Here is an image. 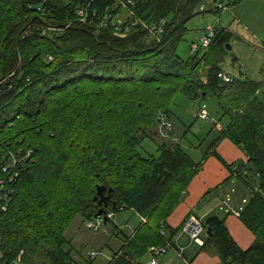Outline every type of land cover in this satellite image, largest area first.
Returning a JSON list of instances; mask_svg holds the SVG:
<instances>
[{"label":"trees","instance_id":"16d2710c","mask_svg":"<svg viewBox=\"0 0 264 264\" xmlns=\"http://www.w3.org/2000/svg\"><path fill=\"white\" fill-rule=\"evenodd\" d=\"M241 1L0 0V178L3 155L31 152L0 211L7 260L20 255V264H95L65 232L76 218L86 225L98 218L94 196L102 184L104 194L112 188L105 214L127 207L148 219L130 233L111 230L121 243L107 264H145L151 247L173 246L159 220L211 154L248 191L239 217L254 241L241 249L221 220L211 236L204 232L201 247L223 264H264L263 81L217 76L223 68L217 59L231 38L219 24L209 26V45L191 50L189 58L176 50L192 17ZM121 14L126 18L116 20ZM177 94L194 106L211 98L219 118L227 119L198 162L179 142L155 140L153 126L170 120ZM222 138L244 153L246 164L232 167L218 156L213 149ZM144 139L158 152L147 153ZM180 258L190 264L183 252Z\"/></svg>","mask_w":264,"mask_h":264},{"label":"rangeland","instance_id":"374dc122","mask_svg":"<svg viewBox=\"0 0 264 264\" xmlns=\"http://www.w3.org/2000/svg\"><path fill=\"white\" fill-rule=\"evenodd\" d=\"M209 8H212V5L207 4L206 9L209 10ZM125 18L126 14H121L116 20L122 21ZM214 24L225 27L231 33L228 42L231 49L226 50L223 58H218L216 63L227 67L234 76H239L242 73L250 79L263 81L262 89L264 91V0H243L220 12L206 11L195 15L187 22V31L176 45L178 55L184 59L189 58L192 46L199 43L205 30ZM204 50L200 51L199 56ZM213 58L215 61V55ZM202 69L205 70V67L202 66ZM231 73L230 76H232ZM190 76L193 78L194 74ZM232 79L234 80L236 77ZM205 103L211 117L209 120L198 116V107L194 106L187 96L177 94L169 106L171 116L168 122H171L172 128L167 133L157 121L153 126L155 140L157 142L164 140L171 145L179 142L190 153L194 162H198L201 154L208 149L209 142L218 135L219 130L225 126L227 121L225 117L219 118L218 108L213 99L207 98ZM178 135L181 136V139L177 137ZM142 146L145 147L147 153L158 152L156 143L151 139H144ZM144 155L146 154L144 153ZM215 211L213 214L223 215L222 211ZM206 217H203V221ZM111 219L112 221L107 224L102 223L98 231H92L87 227L86 221L81 223L80 219L76 218L66 230L65 235L85 255H88L91 250L97 252L94 261L97 264H104L108 260L111 250H115L121 243L119 236L113 235L111 230L118 227L130 233V230H133L140 222L139 216L127 207L116 211ZM92 220L94 221V219ZM165 254L155 256L158 264H162V255ZM175 255L180 264L185 263L177 254Z\"/></svg>","mask_w":264,"mask_h":264},{"label":"crops","instance_id":"0c3cea01","mask_svg":"<svg viewBox=\"0 0 264 264\" xmlns=\"http://www.w3.org/2000/svg\"><path fill=\"white\" fill-rule=\"evenodd\" d=\"M221 70L227 74L231 73L225 66ZM231 75L234 76L232 73ZM241 75L242 77H247L242 73L234 77H240ZM262 88L259 89V92L264 94ZM213 150L224 162L232 164V167L246 164L247 162V157L244 153L227 138L220 139ZM197 151L199 152V150ZM230 173L229 169L216 156L208 155L203 160L196 175L186 185L184 196L171 209L165 210V214L159 220L162 224L160 229L163 230L162 232L165 233L167 238H170L173 247L168 249L165 255H162V264H180L175 255L174 249L176 248H182L185 261L190 264H221L218 255L206 247L202 248L190 242L188 236L182 233L181 226L189 212L197 214L203 221L204 216L215 213V210L222 211L223 215L219 217L224 222L235 243L241 249H246L253 243V233L239 217L247 201L248 191L245 188H240L241 183ZM232 210L238 212L239 215L236 216ZM139 220L138 225L146 223L148 219L145 218V221H143L139 216ZM135 228L130 230V232H133ZM110 259L111 254L104 264H107ZM148 259L149 255L142 262L145 263ZM95 264H97L96 261Z\"/></svg>","mask_w":264,"mask_h":264},{"label":"built area","instance_id":"2783aa9c","mask_svg":"<svg viewBox=\"0 0 264 264\" xmlns=\"http://www.w3.org/2000/svg\"><path fill=\"white\" fill-rule=\"evenodd\" d=\"M79 14L81 15V13ZM213 35H214V29L212 27H208L205 33L203 34V37L200 40V42L197 43L195 46H192L191 50L195 51L197 47L200 46L207 47ZM217 76L224 82L232 81V76H230L229 74H227L222 70L217 73ZM197 107H198L199 117L207 120L211 118L207 112V106L204 102L198 103ZM161 125L163 126V128L165 127L166 129H171L172 127L170 122H168L165 119L162 121ZM22 155L23 154L20 151L18 152L8 151L5 155H3V163L1 165L3 176L0 178V211L6 210L8 205L11 185L19 176L20 169H18V167L22 166L24 158L31 156V152L28 151L25 152L23 156ZM232 212H234L236 216L239 215V213L234 210H232ZM113 217H114L113 212L107 213V218H113ZM102 220H103L102 217H99L95 219L94 222H88L87 226L94 230L98 229L102 223ZM181 230L189 236V239L192 242L196 243L199 246H202L204 244V240L202 238L204 233L203 221L193 212L187 215L186 219L183 222ZM172 247L173 246L170 243H166L165 246L151 247L150 251L154 255H157V254L165 253L168 248H172ZM174 250L177 256L182 257V252H183L182 248H176ZM96 255L97 253L94 251H90L88 254V256L91 259L92 258L94 259ZM0 264H20V255L16 256L15 259L7 260L0 247ZM148 264H156L155 259L152 258Z\"/></svg>","mask_w":264,"mask_h":264},{"label":"water","instance_id":"95a60500","mask_svg":"<svg viewBox=\"0 0 264 264\" xmlns=\"http://www.w3.org/2000/svg\"><path fill=\"white\" fill-rule=\"evenodd\" d=\"M225 48L226 50H230L231 46L229 43L225 44ZM106 191V186L105 185H97L96 186V194L94 196V199L97 201L98 205L100 206L99 210L96 212L95 216H99L103 213H105V209L108 208L109 203V197H110V193L112 191V188H108L107 190V194H104V192ZM113 206H115V204H113ZM104 222H106V220H104ZM205 224H206V235L207 236H211L212 234V225L214 223H220L221 219L219 217L218 214H211L209 216L206 217V219L204 220Z\"/></svg>","mask_w":264,"mask_h":264},{"label":"bare ground","instance_id":"6f19581e","mask_svg":"<svg viewBox=\"0 0 264 264\" xmlns=\"http://www.w3.org/2000/svg\"><path fill=\"white\" fill-rule=\"evenodd\" d=\"M101 215H103L104 220H106L107 214L103 213V214H101ZM101 215H99V216H101ZM114 215H115V214H114ZM99 216H98V218H99ZM101 217H102V216H101ZM103 218H102V219H103ZM96 219H97V218H96ZM142 220L145 221V219H143V218H142ZM89 222H94V221H89ZM204 223H205V222H204ZM205 225H206V224H205ZM95 230H96V229H95ZM205 231H206V228L204 227V232H205ZM184 233H185V232H184ZM205 233H206V232H205ZM203 237H204V233H203ZM203 237H202V238H203ZM189 240H190V239H189ZM203 240H204V238H203ZM190 241H191V240H190ZM191 242H192V241H191ZM193 243H194V242H193ZM195 244H196V243H195ZM157 255H159V254H157ZM157 255H153L152 258L155 259V256H157ZM152 258H151V259H152ZM151 259H150V260H151ZM150 260H149V261H150ZM149 261H147L145 264H148ZM155 262H156V260H155ZM156 264H157V262H156Z\"/></svg>","mask_w":264,"mask_h":264}]
</instances>
